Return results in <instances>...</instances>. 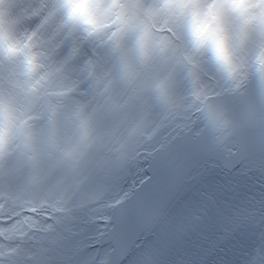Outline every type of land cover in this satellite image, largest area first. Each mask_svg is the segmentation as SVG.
<instances>
[{"label":"bare ground","instance_id":"1","mask_svg":"<svg viewBox=\"0 0 264 264\" xmlns=\"http://www.w3.org/2000/svg\"><path fill=\"white\" fill-rule=\"evenodd\" d=\"M91 2L103 4L96 11ZM121 3L116 21L123 11L132 17L110 32L103 20L114 18L102 10L113 0H0V239L19 225L6 239L27 237L14 250L21 260L59 236L45 264H193L190 249L218 230L242 244L227 243L229 256L264 264V66L249 59L264 43V18L249 26L239 23L247 9H228L227 21L223 12L221 27L235 26L225 34L233 53L225 70L193 46L178 4ZM78 84L73 98L50 99L55 86ZM76 114L87 136L72 151L50 129ZM132 162H141V179ZM41 205L57 207L30 211ZM20 213L26 221H15ZM229 256L204 264H238Z\"/></svg>","mask_w":264,"mask_h":264},{"label":"rangeland","instance_id":"2","mask_svg":"<svg viewBox=\"0 0 264 264\" xmlns=\"http://www.w3.org/2000/svg\"><path fill=\"white\" fill-rule=\"evenodd\" d=\"M82 1H84V0H82ZM92 1H98V0H92ZM100 2H102V1H104V0H99ZM114 1V5L113 6H108L107 5V7H108V9L107 10H102V15H103V17H108V16H112L113 18H114V20H112L111 21V19L110 20H103V23L105 22V28L106 29H109V31L110 32H115V31H124L125 29H124V25H125V23H126V21L129 19V18H131L132 17V14L133 13H129V12H126V11H123V12H125V13H123L124 15H125V17H124V19L122 20V21H120V22H118V21H116V19H118V17H114V16H116L118 13H119V11L120 10H123L124 8H123V6L122 5H124V4H122L121 3V0H113ZM250 3H253V4H250ZM249 3V6L246 8L247 9V11H245L244 13H241L240 14V17L239 18H241L240 19V21H239V23H241V24H245V25H248L249 24V26H254V25H256V22H254V21H257V23L259 22V21H261L263 18H264V5H256L254 2H250ZM91 4H93V2H91ZM103 4V3H102ZM102 4H96V3H94L93 4V6H94V8L96 9V11H98V6H100L101 7V5ZM206 4L208 5L209 4V1L208 0H206ZM45 6V5H44ZM254 6H256V7H254ZM106 7V8H107ZM46 7H43L38 13H35L34 14V17H35V19H42L46 14H47V12L49 11V10H47V12H45V15L42 13V11L45 9ZM68 10V12L70 11V9H67ZM67 10H64V12H63V14L61 15V16H63L64 15V13L67 11ZM57 11V10H56ZM58 12H59V10H58ZM224 19L227 21L228 19H230L231 17L229 16L228 18H227V13H228V9H224ZM115 13H117L116 15H114ZM49 14H55L54 12H49ZM221 16V17H222ZM74 17H76V14H74ZM85 17V16H84ZM221 17H220V20H221ZM116 18V19H115ZM80 19V18H79ZM79 19H77V20H79ZM252 19V20H251ZM264 20V19H263ZM47 21V20H46ZM72 21V20H71ZM74 22H76V21H74ZM93 22L94 21H90V22H84V23H91V25L92 26H94V27H97V28H99V27H103L104 26V24H100V25H94L93 24ZM61 23H57V26L58 25H60ZM72 24V23H71ZM70 24V25H71ZM230 24H232V23H228L227 24V26H226V28L224 27L223 29H224V33L225 34H227V33H232L234 30H235V26L234 25H231V26H229ZM73 25H75V24H73ZM133 25V24H132ZM167 26H168V24L167 25H165V27H166V29H167ZM49 31H53L54 30V26H52L51 28H48V26L46 27ZM73 29L68 25V26H66L65 28H64V30H63V32H65V33H68V34H71V33H73ZM249 31H246L245 30V33H248ZM108 33V32H107ZM107 33H105V34H107ZM121 33V32H120ZM251 33V32H250ZM71 35H68L67 37H66V40L67 41H69V39H71V38H69ZM240 37H241V35H240ZM69 38V39H68ZM237 38H238V36H237ZM239 39V38H238ZM245 47V48H244ZM239 50L237 51V53H239L241 50H244V49H246L247 47H246V44H244V46H243V44H240L239 45ZM1 73H4V70H2L1 71ZM38 74H39V72L37 71V73H36V75L35 76H38ZM35 76H32V77H30V78H32V80H33V78L35 77ZM1 78H3V75H1ZM81 84H82V82H81ZM81 84H78V85H75V86H64V88L63 89H60L58 86H55V88H53L52 90H51V92L49 93V96H50V99H54V97L56 96V95H58V93H60L61 92V94L65 97V98H67V99H70V98H73L75 95H76V93L78 94V92H79V88H80V85ZM55 91V92H54ZM54 92V93H53ZM27 93H29V92H27ZM33 96L30 98V100L32 101V102H34L35 100H37L38 99V96H36L35 94H33V93H31ZM25 96H27L28 97V95H26V94H24ZM127 145V144H126ZM118 150V149H117ZM119 151H123V148H121ZM94 190L95 189V187L94 188H91V189H89L88 191H91V190ZM96 189H98V188H96ZM95 189V190H96ZM99 192H101V190L99 191ZM69 193V192H68ZM50 195V194H49ZM71 196V197H70ZM73 196H75L74 194H72V193H70L69 194V198H68V200H66V201H64V202H67V205H70V203H71V199L73 198ZM54 203V202H53ZM63 204L62 203V200H59V202L58 203H56V204ZM65 204V203H64ZM31 206V205H30ZM30 206H28V207H30ZM56 207H57V205L56 206H54V209L52 210V209H48V208H46L44 205H41L40 207H38V208H35V209H31L30 211L31 212H35V211H38V210H40V209H44V211L45 212H49V211H55L56 210ZM26 215H27V217H28V214L27 213H25ZM32 214V213H31ZM19 219H16L15 221H18V220H20V221H26L27 219L26 218H22L23 220H21V213H20V216L18 217ZM53 219V218H52ZM18 226L19 225H16V226H14V228L11 230V229H7L5 232V235L0 239V264H20L19 263V261H22V262H24L25 264L27 263V262H32V263H35V264H41L44 260H45V254L48 252V250H46L47 248H49V245H47V243H48V241H49V239L46 237V239H45V241L43 242V244H41L40 246H38L39 244H37V245H30V252H28L27 254H28V256L29 257H26L25 259H21V260H18L17 258H16V255H15V253H14V250L16 249V247L18 248V247H20L21 246V243L24 241V240H26L27 239V237H21V238H16L13 242H8V241H12V240H8V239H6V238H9V237H15V233L13 232V231H19V229H18ZM17 229V230H16ZM29 230H31V226H30V228H29ZM45 230V229H44ZM218 230H216V231H208V233L206 234V235H208V234H212L211 236H210V238L209 239H203V241H202V245H200L199 247H197V249L195 248L194 250H192V249H190V253L191 254H189V257H190V259L193 261V264H204V263H208V262H211L210 260H208V256H211V255H213V256H215V253L216 252H218L219 253V257L220 258H222V259H226V255H228L229 256V254H228V246H227V243H229V244H231V243H234V244H232V245H235V244H238V245H241L242 246V244H239V243H236V242H233V241H231V240H227V239H225V235L224 234H221V236H216V232H217ZM220 231H222V232H224L225 234H229L226 230H223V229H221ZM19 234H24V232H18ZM30 237V236H29ZM32 237H30V239H31ZM216 238H218V239H216ZM236 238V237H235ZM41 240H42V237H41ZM216 242V243H215ZM213 243H215L214 245H213V247L211 246ZM219 243H221L222 244V246H217ZM245 245L246 246H249L250 244H248V243H245ZM250 247V246H249ZM201 249H204V251H206L205 252V255L203 256V257H198V255L196 254L199 250H201ZM46 250V251H45ZM39 255V256H38ZM238 256L239 257H241L240 255H235V254H232V255H230L229 256V258H231V257H234V258H236L235 260H237V263L238 264H240V261H241V259L240 258H238ZM6 259H8V260H6ZM219 260V259H218ZM214 262H215V264H217V262H219V261H216V260H214Z\"/></svg>","mask_w":264,"mask_h":264},{"label":"snow or ice","instance_id":"3","mask_svg":"<svg viewBox=\"0 0 264 264\" xmlns=\"http://www.w3.org/2000/svg\"><path fill=\"white\" fill-rule=\"evenodd\" d=\"M250 2L264 5V0H212L211 4L203 5L200 0H169L178 4L182 14L188 18V34L196 49H206L212 58L225 70L230 68L232 51L228 38L219 21L224 9L239 11L246 9ZM264 66V62H262ZM50 135L64 138L75 151L77 140L87 136V122L79 114L71 118L69 125L53 124Z\"/></svg>","mask_w":264,"mask_h":264},{"label":"water","instance_id":"4","mask_svg":"<svg viewBox=\"0 0 264 264\" xmlns=\"http://www.w3.org/2000/svg\"><path fill=\"white\" fill-rule=\"evenodd\" d=\"M244 54H246V52H244ZM249 59H250V62H251V65L252 66H254V67H259L260 65H261V63H262V61H263V59H264V43L262 44V43H260L258 46H256L255 48H254V50L251 52V54L249 55ZM221 76V75H220ZM252 85H254V84H252ZM264 87V84H263V86L261 85V88H263ZM141 167V162H139V164L138 165H136L135 167L133 166V162H132V169H133V179H136V178H138V179H141V176L140 175H138L139 173H138V168H140ZM156 176H160V174L156 171V173H155V175H153V177H151V176H148V177H150V179L152 180V179H154ZM133 179H132V181H131V177H130V179H127V182H126V185L128 186V185H132L133 184ZM202 179V178H201ZM144 183H146V181L144 180L143 181ZM154 184H156V183H153V185ZM147 185V184H146ZM178 200V199H177ZM55 232L59 235V234H62V228H59L58 229V231H57V229L55 230ZM58 238H60L59 236L58 237H53L51 240L49 239V241H48V243H47V245H51L52 244V242H54V241H56ZM236 238H238V240L240 241V242H243V243H248V244H252L253 242H251V241H247V240H244L243 238H239V237H236ZM229 240V239H228ZM94 248L95 249H99V245H95L94 246ZM46 250H48V248L46 249ZM45 250V251H46ZM39 256V255H38ZM110 259H109V255H108V257L105 259V261H109ZM46 263V259L41 263V264H45ZM33 264H35V263H33Z\"/></svg>","mask_w":264,"mask_h":264}]
</instances>
